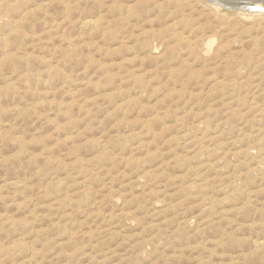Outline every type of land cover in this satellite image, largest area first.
Here are the masks:
<instances>
[{"label":"rangeland","instance_id":"374dc122","mask_svg":"<svg viewBox=\"0 0 264 264\" xmlns=\"http://www.w3.org/2000/svg\"><path fill=\"white\" fill-rule=\"evenodd\" d=\"M241 1L0 0V264H264Z\"/></svg>","mask_w":264,"mask_h":264},{"label":"clouds","instance_id":"9594fccd","mask_svg":"<svg viewBox=\"0 0 264 264\" xmlns=\"http://www.w3.org/2000/svg\"><path fill=\"white\" fill-rule=\"evenodd\" d=\"M212 4L216 10L220 11L224 9L225 5L223 3V0H212ZM264 8V2H261V0H258L257 3L251 4V3H244L241 5V7L238 9L239 12H248L252 10L253 8Z\"/></svg>","mask_w":264,"mask_h":264},{"label":"bare ground","instance_id":"6f19581e","mask_svg":"<svg viewBox=\"0 0 264 264\" xmlns=\"http://www.w3.org/2000/svg\"><path fill=\"white\" fill-rule=\"evenodd\" d=\"M19 1H20V0H19ZM28 1H29V0H28ZM252 1H253V0H252ZM263 1H264V0H261V2H263ZM257 2H258V0H254L253 3H257ZM26 3H27V1H26ZM6 6H7V5H6ZM6 6H5V7H6ZM19 7H20V6H19ZM19 7H18V8H19ZM7 8H8V7H7ZM16 8H17V7H16ZM14 9H15V8H14ZM1 10H2V9H1ZM7 10H8V9H7ZM2 11H5L4 8H3ZM10 11L12 12V9H11V8H10ZM7 12H8V11H7ZM11 12H10V13H11ZM16 12H17V11H16ZM16 12H15V13H16ZM249 12H251V11H249ZM1 13H2V12H1ZM1 13H0V14H1ZM4 13H5V12H4ZM245 13H246V12H245ZM2 14H3V13H2ZM7 14H8V13H7ZM251 14H252V13H251ZM5 15H6V14H5ZM8 15H9V14H8ZM8 15H7V16H8ZM240 15H241V14H240ZM248 15H249V14L246 13L244 16H242V19H243V20H248V19H249ZM253 15L258 16L257 18H259L261 15H262V16L264 15V12H254ZM259 15H260V16H259ZM1 16H2V15H1ZM224 16H225V15H224ZM21 17H22V16H21ZM0 18H1V17H0ZM2 18H3V17H2ZM226 18H227V16H226ZM224 19H225V18H224ZM255 19H256V18H255ZM221 20H222V19H221ZM225 20H226V19H225ZM17 21H18V20H17ZM229 21H230V20H229ZM229 21H228V22H229ZM241 21H242V20H241ZM250 21H251V20H250ZM0 22H1V21H0ZM242 22H243V21H242ZM1 23H2V22H1ZM7 23H8V22H7ZM247 23H248V22H247ZM10 25H11V24H10ZM259 25H260V24H259ZM259 25H258V26H259ZM259 29H260V28H259ZM262 29H263V28H262ZM13 30H14V29H13ZM189 32L191 33V31H189ZM8 33H9V32H8ZM181 35H182V34H181ZM156 37H157V36H156ZM177 37H179V35H178ZM181 39H182V38L180 37V40H181ZM253 39H255V40L257 41V38H253ZM180 40H179V41H180ZM182 40H183V39H182ZM184 40H186V39H184ZM188 42H189V41H188ZM163 43H164V42H163ZM185 43H187V41H185ZM208 43H209V42H208ZM253 43H254V42H253ZM256 43H257V42H256ZM189 44H190V43H189ZM189 44L187 43V46H188ZM192 45H193V44H192ZM156 47H158V46H156ZM159 47H160V46H159ZM193 47H194V46H193ZM142 49H143V48H142ZM162 49H163V47H162L160 50H162ZM187 49H189V48L187 47ZM193 49H194V48H193ZM195 49H196V48H195ZM155 50H157V49H155ZM191 50H192V49H191ZM210 50H211V49H210ZM152 51H153V49H152ZM187 51H188V50H187ZM194 51H195V50H194ZM197 51H198V49H197ZM149 52H150V51H149ZM149 52H148V53H149ZM158 53H159V52H158ZM190 53H191V52H190ZM200 53H201V52H200ZM155 54H156V51H155L154 55H155ZM190 56H191V55H190ZM161 57H162V56H161ZM13 58H14V57H13ZM162 58H163V57H162ZM258 164H259V163H258ZM260 164H262V163L260 162ZM258 243H259V242H258ZM260 243H262V242H260ZM260 243H259V244H260ZM260 245H261V244H260ZM260 245H259V246H260ZM257 246H258V245H257Z\"/></svg>","mask_w":264,"mask_h":264},{"label":"water","instance_id":"95a60500","mask_svg":"<svg viewBox=\"0 0 264 264\" xmlns=\"http://www.w3.org/2000/svg\"><path fill=\"white\" fill-rule=\"evenodd\" d=\"M264 2V1H263ZM244 3H248V2H245V1H241V2H238L236 3L237 5H242ZM251 4H255L253 3V1L251 2ZM251 12H264V8H253L252 10H250Z\"/></svg>","mask_w":264,"mask_h":264}]
</instances>
